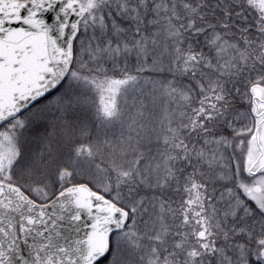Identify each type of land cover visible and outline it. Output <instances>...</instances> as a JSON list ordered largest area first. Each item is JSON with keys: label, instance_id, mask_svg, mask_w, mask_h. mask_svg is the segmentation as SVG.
<instances>
[{"label": "snow or ice", "instance_id": "snow-or-ice-1", "mask_svg": "<svg viewBox=\"0 0 264 264\" xmlns=\"http://www.w3.org/2000/svg\"><path fill=\"white\" fill-rule=\"evenodd\" d=\"M0 264H264V0H0Z\"/></svg>", "mask_w": 264, "mask_h": 264}]
</instances>
